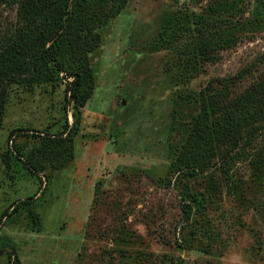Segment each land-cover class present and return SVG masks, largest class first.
I'll list each match as a JSON object with an SVG mask.
<instances>
[{
    "label": "rangeland",
    "instance_id": "374dc122",
    "mask_svg": "<svg viewBox=\"0 0 264 264\" xmlns=\"http://www.w3.org/2000/svg\"><path fill=\"white\" fill-rule=\"evenodd\" d=\"M36 3L0 0V264H264V0Z\"/></svg>",
    "mask_w": 264,
    "mask_h": 264
},
{
    "label": "trees",
    "instance_id": "16d2710c",
    "mask_svg": "<svg viewBox=\"0 0 264 264\" xmlns=\"http://www.w3.org/2000/svg\"><path fill=\"white\" fill-rule=\"evenodd\" d=\"M41 0H37L38 3H36V5L38 6ZM68 17L62 21L59 25L58 28L56 30V34H61L64 30L66 31V25L68 24ZM18 37L16 39V41H14L13 43L9 44V47L7 50L3 49V52L6 53L8 55H6L5 57V66L4 67V72L7 75L9 81H16L17 79V69L20 66H23V61H19L17 54L21 53V54H27L28 56V52L30 51V47L28 48V44L29 42L26 40L24 32L20 31L18 34ZM60 36V35H59ZM41 39H45V37H41ZM56 39V37H55ZM43 42V40H41ZM69 46L71 45V43L68 44ZM52 43L48 46L45 47L41 50V54L40 57L43 60H46V58H48V56L51 55V48L52 47ZM85 49L88 47V45H85ZM74 48L78 49L79 46L78 45H74ZM28 51V52H27ZM32 52V53H31ZM4 53H0V54H4ZM53 53V52H52ZM33 54V51H30V55ZM82 54V53H81ZM29 55V56H30ZM82 56V55H80ZM84 56V55H83ZM82 66L79 67L78 70L68 73V71H65V91L67 93H69L70 99L71 101H73L74 103H77L78 105H82L83 102L90 96L91 92H92V75L90 72V67L88 66L87 63L84 64V62L81 63ZM30 65V64H29ZM32 67L34 68L33 64ZM2 72V71H0ZM89 79V81H91V84L87 86V88L82 89V85H84V82L86 79ZM85 91L84 95L80 98V94L82 91ZM80 98V100H79ZM5 96H4V90L2 89L0 91V115L2 113L3 110V104L5 102ZM1 119V118H0ZM228 121V120H227ZM1 124V122H0ZM65 132L66 135H68V139L71 138L72 136V126H69L67 124H65ZM73 132H75L76 129L73 128ZM15 132H17V130H11L9 132V136H14ZM238 131H233V127L230 124H223L221 125L218 130L216 131L215 137L219 138V140H226L227 138L231 137L232 135H234L235 133H237ZM194 170V169H193ZM192 170V171H193ZM195 171V170H194ZM193 171V172H194Z\"/></svg>",
    "mask_w": 264,
    "mask_h": 264
}]
</instances>
